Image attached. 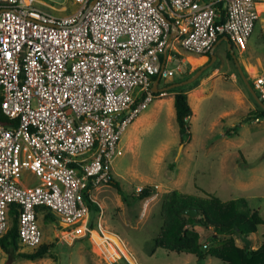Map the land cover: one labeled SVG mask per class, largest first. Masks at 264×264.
<instances>
[{
  "label": "built area",
  "instance_id": "built-area-1",
  "mask_svg": "<svg viewBox=\"0 0 264 264\" xmlns=\"http://www.w3.org/2000/svg\"><path fill=\"white\" fill-rule=\"evenodd\" d=\"M45 1L0 0V110L15 120L0 123V235L15 203L21 252L41 244L45 214L63 243L92 231L83 193L107 183L121 133L164 95L155 77L182 72L172 42L197 55L221 36L242 46L264 14V0ZM251 88L264 104V72ZM23 171L35 182L23 184Z\"/></svg>",
  "mask_w": 264,
  "mask_h": 264
},
{
  "label": "rangeland",
  "instance_id": "rangeland-1",
  "mask_svg": "<svg viewBox=\"0 0 264 264\" xmlns=\"http://www.w3.org/2000/svg\"><path fill=\"white\" fill-rule=\"evenodd\" d=\"M45 2L54 7L64 5L69 10L76 7L68 0ZM172 45L180 56H198L183 51L175 42ZM230 45L243 72L247 71L241 61L255 64L256 56L264 57L257 23L243 52L239 53L237 45ZM224 48V41H219L213 54L222 57ZM222 59L220 64L216 60L204 69L194 82L168 89L164 95L153 99L121 133L118 140L121 154L113 159L110 175L122 194L106 183L89 190L91 203L87 204V222L91 223V232L66 244L60 241V232L39 216L41 243L48 245L45 255L34 260L15 257L16 252H21L17 248L9 261L0 250V264H134L130 257L138 264H226L216 255L203 260L197 259L192 250H171V244L183 229L198 245L195 248L198 252L202 253L210 245V235L199 237L189 228L191 221L177 214L180 203L182 207L198 206L212 221H219L232 215L233 211L226 209L228 204L235 200L243 202L248 209L241 206L242 212L248 215L257 210L262 222L254 225L249 233L224 230L217 235V241L233 243V236L246 234L242 239L245 247L259 243L264 236V114L243 85L233 62ZM206 60L205 57H185L182 72H175L169 81L183 78ZM175 65L176 62L166 63L165 68ZM210 67L218 71L217 77ZM231 75L235 77L241 102L230 96ZM164 81L160 78L158 86ZM248 81L251 83L250 79ZM178 90L186 92L192 109L187 121L189 135L181 142L172 104L171 111L167 108L168 99ZM193 92H197L196 96ZM158 99L164 101L158 104ZM222 112L225 114L218 115ZM230 127H235V133L222 135ZM19 180L25 185L35 182L25 171L21 172ZM135 186L149 187L150 195L136 199ZM213 198L218 203H214ZM98 206L101 214H98ZM7 223L10 224V217ZM81 229L82 226L77 233ZM215 249L216 245L212 244L211 250ZM118 255H123L125 260Z\"/></svg>",
  "mask_w": 264,
  "mask_h": 264
},
{
  "label": "trees",
  "instance_id": "trees-1",
  "mask_svg": "<svg viewBox=\"0 0 264 264\" xmlns=\"http://www.w3.org/2000/svg\"><path fill=\"white\" fill-rule=\"evenodd\" d=\"M204 55L207 56V60H206L207 62L209 60L208 52L205 53ZM225 55L227 59H230L229 54L227 52L225 53ZM197 68L198 67L193 69L189 74L186 73V75L183 78L176 79L173 81L172 80L166 81L162 85L165 87L173 82L186 79L190 77L196 71ZM211 69L214 68L211 67ZM196 79H194L192 82H194ZM249 84L251 86L250 82ZM172 106L174 110V119L177 126V132L180 136V142H181L182 138L187 139L189 135L187 121L191 115V109L187 102V96L185 91H181V90L173 91ZM257 107L259 108L260 113L264 114V110L261 109L258 105ZM13 122H15L14 119H9L0 110V123L8 124ZM234 128L235 127H230L229 129L224 131L223 135L229 136L232 133H235ZM106 184H111L112 186H114L118 194H122L117 184L113 183L111 177L108 179ZM150 193H151V189L149 187H142L141 191H139L138 194L134 195V197L136 199H141L147 197L148 195H150ZM83 198L86 205L87 204L89 205L91 203L87 193H83ZM212 201L214 203H218V200L216 198H213ZM182 206H183L182 203H180V205L176 209L178 215H180L179 209ZM241 206L245 210L248 209L245 208L243 202L239 200H235L230 204H228L226 209H228L229 211L232 210L233 211L232 215L229 218H225L219 221H212L208 216L204 214V211L201 210L200 207L193 206V208L197 211L196 215L198 216H194L192 218L187 217L186 219L191 221V223L194 225L210 227L212 229V234L208 237L210 245L202 253L198 252L197 250H195V248H197L198 245L193 242L190 236L186 235L185 233L186 231L183 229L181 231V234L180 235L178 234L174 242L171 244V250H175V251H179L182 249L186 251L192 250L190 252H194L197 258H202L203 256H205L204 253L206 252V255H216L226 264H264V237L255 249H248L247 247H241V248L236 247L230 240L226 242L217 241V235L224 230L231 231L233 229V230H237L239 233H249V231H253L254 225L260 224L262 222L256 210L250 211L249 214L247 215L244 214V212H242ZM8 217H10V224L5 229V231L0 235V250L7 255L9 261L13 259L14 255L15 257H20L28 260L42 258L45 255L48 248V245L43 243L39 244L34 250L30 252H16L15 254L13 253L14 251H17L18 248L17 226H16L17 205L15 203H10L8 205ZM42 218H43L42 219L43 222H48V223L51 220H53V216H51L50 214H45ZM89 226L91 227L90 222H89ZM224 226L228 228H224ZM212 244L216 245V249L214 250V252L211 250ZM191 247H193L194 249H189ZM204 248H206V246Z\"/></svg>",
  "mask_w": 264,
  "mask_h": 264
},
{
  "label": "crops",
  "instance_id": "crops-1",
  "mask_svg": "<svg viewBox=\"0 0 264 264\" xmlns=\"http://www.w3.org/2000/svg\"><path fill=\"white\" fill-rule=\"evenodd\" d=\"M263 6V5H262ZM264 7V6H263ZM259 8H260V10H261V7L259 6ZM261 11H264L263 9L261 10ZM257 25L260 27V38H261V36H262V33H263V31H264V14H262V15H260V18H259V20H258V22H257ZM222 37V36H221ZM220 38V37H219ZM218 38V39H219ZM261 42H262V40H261ZM217 44V43H216ZM225 44V43H224ZM245 44H246V42L242 45V46H237V49H238V51H239V53H241V52H243L244 50H245ZM263 44V43H262ZM263 46H264V44H263ZM215 47V46H214ZM212 52H213V50H212ZM215 55V54H214ZM216 56V58H217V54L215 55ZM182 57V60H183V62H184V60H185V57H186V59L187 58H206L207 59V56L206 55H198L197 57H193V56H189V55H187V56H185V57H183V56H181ZM242 60V59H241ZM254 60H255V64H254V62L252 63V64H249L248 62H246L247 64H245V61L243 60V61H241L242 62V64L244 65V68L246 69V71L247 72H245V70H244V75H245V73H246V76H248V79L247 80H251V77L252 76H254L255 74H257V73H261V72H264V57H262V58H260V57H258V56H256L255 58H254ZM216 61V59L212 62V64L214 63ZM206 63V62H205ZM204 64V63H203ZM211 64V65H212ZM234 64V63H233ZM210 65V66H211ZM252 65V66H251ZM255 67V68H254ZM211 68V67H210ZM251 68H253V71H251ZM255 69V70H254ZM211 71H212V74H214L216 77H217V74H218V71L217 70H215V68L214 69H210ZM249 72V73H248ZM249 74V75H248ZM245 76V77H246ZM159 81V80H158ZM166 81H169V80H166ZM166 81H164V82H166ZM229 81L231 82V84H232V89H230L231 91H229V93H230V96L233 98V100H235L236 102H241V101H243L242 99H240L239 97H240V93H239V90H238V88H237V86H236V83H235V77L233 76V75H231L230 77H229ZM249 82V81H248ZM158 90L159 89H164V86L163 85H161V86H158V82H157V84H156V86H155ZM166 87V86H165ZM186 93V92H185ZM195 93H197V92H195ZM194 92H193V94H194V96H196V94H195ZM192 94V93H191ZM186 96H187V94H186ZM193 96V97H194ZM196 100H197V97H196ZM164 100H162V99H158V101H157V103L158 104H160L161 102H163ZM188 102V101H187ZM167 103V102H166ZM171 104H172V97H170L169 99H168V104H167V108L170 110L171 109ZM189 104V103H188ZM190 106V105H189ZM190 109H191V107H190ZM171 111V110H170ZM191 112H192V109H191ZM220 114H225L224 112H222V113H219L218 115H220ZM218 115H217V117H218ZM132 122V121H131ZM214 122H212V124H213ZM223 135V134H222ZM257 211V210H256ZM257 213H258V211H257ZM181 214V213H180ZM259 215V214H258ZM260 217V216H259ZM261 221H262V219H261ZM189 228H191V229H193L197 234H198V236L199 237H201V235L202 234H205V236H207V235H211L212 234V229L210 228V227H203V226H199V225H194V224H192L191 226H189ZM207 234V235H206ZM252 234V233H251ZM115 235V234H114ZM116 236V235H115ZM117 237V236H116ZM244 237H246V234H244V235H242L241 234V236H239V237H237V236H233V244L235 245H238L237 247H239V248H241V247H245L243 244H242V239L244 238ZM264 237V236H263ZM263 237H262V239H263ZM118 238V237H117ZM199 239V238H198ZM261 239V240H262ZM118 240L121 242V244H122V246L124 247V243L118 238ZM260 240V241H261ZM260 243V242H259ZM259 243H254V244H249V246L247 247L248 249H255L258 245H259ZM203 245V244H202ZM201 245V246H202ZM124 249L126 250V248L124 247ZM128 254V253H127ZM129 255V254H128ZM130 256H132V255H130ZM129 256V257H130ZM196 258H197V256L196 255H194ZM206 256H210V255H205V256H203L201 259H203V260H206L207 258H206ZM118 257L119 258H121V257H123V255H118ZM124 258V257H123ZM131 258V260L134 262V264H138L137 262H136V260L134 259V258H132V257H130ZM206 258V259H205ZM197 259H200V258H197ZM124 260H125V258H124ZM196 260V259H195ZM127 262V261H126ZM128 264H129V262H127Z\"/></svg>",
  "mask_w": 264,
  "mask_h": 264
},
{
  "label": "water",
  "instance_id": "water-1",
  "mask_svg": "<svg viewBox=\"0 0 264 264\" xmlns=\"http://www.w3.org/2000/svg\"><path fill=\"white\" fill-rule=\"evenodd\" d=\"M174 32H175V28L172 27L170 29L169 37L167 39V46L169 45L170 39L174 35ZM219 41H224V43L226 44V48L229 49L230 43H229L227 37H225V36L220 37L219 39L216 40V42L209 49V51H208L209 60L206 63L200 65L190 77H188L186 79H183L181 81H177V82L171 83V84L167 85L166 87H164L163 90L166 91L168 89H171V88H174V87H178V86H181V85H185V84H188V83L192 82L204 69L209 67L212 64V62L216 59V56L213 54L212 50H213L214 46L216 45V43H218ZM166 48L164 49V51L162 53V60H161V65H160L161 68H162V62H163V59H164V56H165ZM229 55H230L231 59L233 60V63L235 65V67H236V71H237L238 76L240 77L243 85L245 86L246 90L250 94L251 98L256 103V105H258L261 109L264 110V104L259 100V98L255 94V92L251 88L248 80L246 79V77L244 75L243 70L239 66V64H238V62H237L236 58L234 57V54L232 53L231 50H229ZM158 79H159V74L155 77V80H154V82L152 84V91L153 92H156L158 90L155 87L157 82H158ZM179 212L182 215H184L186 217H189V218H192V217H194L197 214V211L193 207H181L179 209Z\"/></svg>",
  "mask_w": 264,
  "mask_h": 264
},
{
  "label": "flooded vegetation",
  "instance_id": "flooded-vegetation-1",
  "mask_svg": "<svg viewBox=\"0 0 264 264\" xmlns=\"http://www.w3.org/2000/svg\"><path fill=\"white\" fill-rule=\"evenodd\" d=\"M224 45H225V48H224V51H223V53H222V57L227 59L225 53L227 52V53L229 54V50H231L232 47H231V45H230L229 49H226V44H224ZM222 57L219 56V55H217L216 60L218 61V64H220V63L223 61ZM229 57H230V55H229ZM230 59H231V57H230ZM231 60H232V59H231ZM232 62H233V60H232Z\"/></svg>",
  "mask_w": 264,
  "mask_h": 264
},
{
  "label": "bare ground",
  "instance_id": "bare-ground-1",
  "mask_svg": "<svg viewBox=\"0 0 264 264\" xmlns=\"http://www.w3.org/2000/svg\"><path fill=\"white\" fill-rule=\"evenodd\" d=\"M259 6L261 7V10H262V9L264 10V7H263L264 5H263V6H262V5H258V6H257L258 9H260Z\"/></svg>",
  "mask_w": 264,
  "mask_h": 264
}]
</instances>
